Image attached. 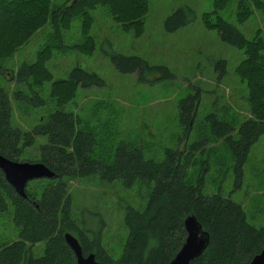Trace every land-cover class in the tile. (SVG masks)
I'll return each mask as SVG.
<instances>
[{
    "label": "trees",
    "instance_id": "obj_1",
    "mask_svg": "<svg viewBox=\"0 0 264 264\" xmlns=\"http://www.w3.org/2000/svg\"><path fill=\"white\" fill-rule=\"evenodd\" d=\"M147 1L67 0L53 7L50 0H0V80L11 84L10 92L0 86V156L15 162L41 163L52 173L51 179L28 182L21 198L6 184L0 172V216L10 209L16 233L15 240L0 244V264H76L64 243L65 233L78 241L82 256L91 253L99 264H168L184 241L183 221L188 215L207 234L204 250L189 264H247L263 247L264 226L247 223L239 204L219 192L205 195L202 180L194 185L185 181L186 166L199 149V143L189 145L183 163L178 150H164V159L155 163L146 160L139 149L124 143L109 150L110 161L89 159L93 151L89 135L77 131L76 117L62 109L74 102L78 89L103 86L96 74L75 66L66 78L53 80L46 68L51 47L44 46L32 63H21L9 80L6 79L5 63L46 23L49 22L60 42L59 32L68 31L70 23L78 20L84 41L70 48L90 55L95 48L88 36L93 10L105 9L122 32H132L138 37ZM226 2L213 0L212 10L201 15V23L204 29L215 31L223 43L244 55L234 72L246 89L244 102L248 117L235 130L219 121L215 114L206 117L211 134L222 139L230 153L231 192H234L240 188L242 167L250 148L264 135V37L256 32L247 40L233 25L226 23L218 15ZM253 9L264 14V0H238L236 23L246 21ZM193 19L191 9L178 8L164 20V31L172 33ZM107 56L117 73L134 74L138 84L152 85L174 78L166 67L149 65L136 56H124L110 49ZM219 66L223 67L224 63L215 62L214 70ZM45 84L47 98L54 108L27 131L14 125L10 100L42 108L46 104L41 97ZM198 102V92L177 102L178 119L186 121V126L195 115ZM35 138H44L45 143L36 147L37 157L30 159L27 150L34 146ZM93 176L107 184L119 181L125 189L139 183L146 190L143 206L138 210L126 208L123 213L121 221L127 234L122 252L114 260L103 250L100 234L91 233L69 213L67 182ZM39 244L41 254L34 256Z\"/></svg>",
    "mask_w": 264,
    "mask_h": 264
},
{
    "label": "rangeland",
    "instance_id": "obj_2",
    "mask_svg": "<svg viewBox=\"0 0 264 264\" xmlns=\"http://www.w3.org/2000/svg\"><path fill=\"white\" fill-rule=\"evenodd\" d=\"M66 1L50 0V5L60 6ZM237 1L227 0L218 15L247 40L256 32L264 37L263 13L253 9L246 21L236 23ZM212 3L213 0H148L138 37L132 32H122L105 9L98 7L91 12L88 36L94 41L95 48L90 55L70 48L84 41L78 20L70 23L68 31L59 32L60 42L48 22L5 63L6 79L9 80L21 63H32L42 47H51L46 68L53 80L66 78L68 71L77 66L103 81L100 88L78 89L74 102L62 109L76 117L77 131L89 135L93 150L89 159L110 161L112 148L124 143L139 149L146 160L155 163L164 159V150H178L182 153L180 163H183L189 145L199 143V149L186 166L185 181L194 185L202 180L205 195L219 192L241 206L247 223L264 226V135L249 150L242 167L240 188L231 192L230 153L222 139L211 134L206 118L215 114L219 121L235 130L248 117L244 102L246 89L234 72L244 55L223 43L215 31L204 29L201 23V15L212 10ZM178 8L191 9L194 19L190 24L166 33L163 22ZM109 49L124 56L139 57L149 65H162L174 78L152 85L138 84L134 74L116 72L107 56ZM218 61L224 66L214 70V63ZM0 86L11 91L8 81L0 80ZM47 89L45 84L41 97L46 104L42 108L10 100L14 125L27 131L54 108L47 98ZM196 92L199 102L195 115L186 126V121L178 119L177 102ZM44 143V138H35L34 146L27 150L28 157L35 159L36 147ZM67 185L70 216L91 233H99L103 250L113 260L118 258L127 234L121 221L123 213L126 208L138 210L143 206L145 187L134 183L125 189L119 181L107 184L96 176L71 179ZM15 239L8 209L0 216V244ZM36 246L39 251H34V256H39L42 246Z\"/></svg>",
    "mask_w": 264,
    "mask_h": 264
},
{
    "label": "water",
    "instance_id": "obj_3",
    "mask_svg": "<svg viewBox=\"0 0 264 264\" xmlns=\"http://www.w3.org/2000/svg\"><path fill=\"white\" fill-rule=\"evenodd\" d=\"M0 172L6 184L21 198H24V188L28 182L48 180L52 177V173L41 163L15 162L2 156H0ZM183 229L184 241L168 264H189L200 256L207 244V234L201 230L192 215L185 217ZM63 240L72 252L76 264H99L91 253L82 256L78 241L72 235L65 233ZM247 264H264V245Z\"/></svg>",
    "mask_w": 264,
    "mask_h": 264
}]
</instances>
